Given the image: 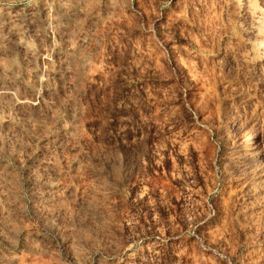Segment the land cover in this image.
Wrapping results in <instances>:
<instances>
[{
  "label": "rangeland",
  "instance_id": "obj_1",
  "mask_svg": "<svg viewBox=\"0 0 264 264\" xmlns=\"http://www.w3.org/2000/svg\"><path fill=\"white\" fill-rule=\"evenodd\" d=\"M228 1L0 0V264H262L264 191L237 158L258 130L264 170V75ZM144 116L129 169L105 130Z\"/></svg>",
  "mask_w": 264,
  "mask_h": 264
},
{
  "label": "bare ground",
  "instance_id": "obj_2",
  "mask_svg": "<svg viewBox=\"0 0 264 264\" xmlns=\"http://www.w3.org/2000/svg\"><path fill=\"white\" fill-rule=\"evenodd\" d=\"M228 2H230V5L232 4L236 8V10L238 12L237 14H234V12L232 11L233 13H230V14H233V17L232 18H234L235 17L234 15H236L237 22L240 21V23H243L241 29L238 28V31L239 32L236 34V39H237V42H238V45L237 46L238 47L236 46L237 47V49H236L237 52L235 54H236V57L239 56L236 59L239 58L240 61L242 62V64L245 65V66H247L248 68L249 67L250 68L251 67L252 68L254 67L256 69V67H257L259 69L258 71H260L264 75V22H263L264 20H262V15H263V11L262 10H263V7L264 6L261 7L259 5L260 3H258V1H255V0H229ZM226 3H225V5H227ZM222 4L223 3H221V5ZM230 5H229V7H230ZM236 18H234V19H236ZM233 22H236V20L233 21ZM230 24H231V21H230ZM233 26H234V29H233ZM231 27L232 28H230V29L235 30V24L232 25ZM234 41H235V43L234 42L233 43L236 44V40L235 39H234ZM230 51H231V49H230ZM232 56H235V55L232 54ZM242 67H244V66H242ZM249 72H251V71H249ZM256 73H259V72H256ZM257 77L259 78V76H257ZM258 78H257V80H258ZM261 79H263V76H262ZM259 136H260V131L256 130L251 135H243L241 138H239L240 139V141H239V147H240L239 149L240 150L238 149V151H241V153L239 152V156L240 157L239 158L236 157V158H237L238 162H240L243 165H245V168L243 170H245L247 172V174L250 175V177H248V175H247V178L248 179H245L244 177L246 175L244 173L243 174L245 176H243L241 174L243 176L244 180H245V181H243L244 183L242 182V184H241V186H243L242 189L244 190V192L245 191H248L247 193H249L250 188L252 186H254V187H256V194H257V196H262L261 194L264 191V188H262L263 186L261 187L260 184L264 181V170L262 171V173H260L258 171V167H260L259 166L260 165L259 164V157L261 155H263V154H261L262 153V149H261V142H260ZM235 147H237V145ZM233 156L235 157L234 154H233ZM236 156H238V155L236 154ZM236 158H234V159H236ZM239 175H240V173H239ZM261 185H263V183ZM238 188H239V186H238ZM260 188H261V190H260ZM240 190L241 189L239 188L238 191L240 192ZM253 194H254V196L256 195L255 192ZM255 198H257V197H255ZM260 199H259V202H260ZM253 202H254V200H253ZM262 203H264V200H263ZM256 205L255 206H252V207H249L248 206L249 209L247 211L245 210V212L248 213L249 216H252L254 213L257 212V209H259V207H261V205H259V203L256 204ZM260 209H261V211H263L262 209H264V207L263 208H260ZM242 210H244V209H242ZM258 212H259V210H258ZM257 214L259 215V213H257ZM248 215H244V216H247L248 217ZM254 215H256V214H254ZM251 219H253V218L251 217ZM253 264H254V262H253ZM262 264H264V258H263Z\"/></svg>",
  "mask_w": 264,
  "mask_h": 264
},
{
  "label": "clouds",
  "instance_id": "obj_3",
  "mask_svg": "<svg viewBox=\"0 0 264 264\" xmlns=\"http://www.w3.org/2000/svg\"><path fill=\"white\" fill-rule=\"evenodd\" d=\"M180 88L181 85L180 82H178L176 85V91H180ZM133 97H135V99H133ZM142 102V97L135 92L126 94V101H120V103L125 106H139L142 105ZM105 103H112V101L109 98L105 101ZM78 111L81 113V116L75 117V119H86L87 117L84 116V113L90 111V109L87 105H82ZM150 120L151 116H144L142 121L132 122L134 130L122 127L118 129L114 135H108L107 130H105V136H107V142L110 150L117 156H122L126 167L129 169H134L145 156L150 154V144L148 143L151 138ZM75 126L77 128V135H82V133L79 132L80 125ZM76 143H79L78 139L76 140ZM161 147H163L162 144ZM81 151H83V149H81ZM225 253V258H227V256H233L237 260L238 264H243L240 257L235 256L234 253L228 252L227 250H225ZM228 264H232V260H228Z\"/></svg>",
  "mask_w": 264,
  "mask_h": 264
}]
</instances>
